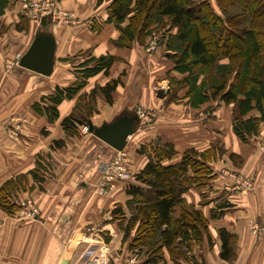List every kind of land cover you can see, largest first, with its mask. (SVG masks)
I'll use <instances>...</instances> for the list:
<instances>
[{"label": "crops", "instance_id": "1", "mask_svg": "<svg viewBox=\"0 0 264 264\" xmlns=\"http://www.w3.org/2000/svg\"><path fill=\"white\" fill-rule=\"evenodd\" d=\"M7 1V8L0 15V187L34 170L37 160L42 157L50 164L51 175L41 187L35 186L32 192L23 196L38 211L34 220H19L0 207V264H99L105 258L109 264H128L130 255L122 245L123 231L113 215L121 208L125 216H129L126 186L119 184L107 198L94 193V186L101 180L100 165L110 161L116 151L90 133L81 137L66 136L61 122L73 112L78 96L58 106L59 119L54 122L35 113L32 106L52 95L57 86L73 84L75 65L84 60L85 55L119 58L122 61L115 63L113 69L118 67L125 72L122 85L114 93L113 105L98 100V113L91 119L96 127L112 122L123 113L159 108L160 98L166 93L154 90L155 82H165L169 86V75L181 76L172 71L168 52L161 51V57L144 53L139 44L132 49L113 45L112 41L119 33L113 25L106 23V5L97 7V0H54L59 9L75 14L77 26L51 24L50 32L56 40V66L52 76L44 77L25 70L19 66V61L31 47L41 25L25 13L22 0ZM207 1L215 5V0ZM93 26H100L99 31H93ZM75 57L76 64L63 62ZM103 79L102 75L89 79L80 94L110 82ZM184 96L185 92L178 96L180 101L186 100ZM172 107L175 110L178 106L172 104ZM165 108L160 118L168 114L169 106ZM195 111L201 119L192 117ZM231 111V107L223 103L208 102L192 109L180 122L173 118L168 126L159 125L160 120L151 125L141 121L125 149H130L132 140L134 153L129 151L137 173L147 162L136 149L153 139L171 142L178 153L189 148L203 151L215 144L224 146L227 165L212 164L215 179L211 181V187L215 193L227 191L225 199L233 208L221 219L210 220L214 249L210 252L205 246L208 258L197 259L203 260L204 264H226L220 258L222 243L218 234L219 230L226 229L236 239L233 264H264V234L255 237L250 226L264 220V151L261 149L264 147V125L251 144L245 145L233 132ZM13 117H23L28 122L18 142L6 135ZM60 140L65 146L53 149V142ZM232 155L244 159L241 169H232ZM180 157L178 155L175 161ZM221 166L235 175L224 177L219 169ZM238 176L251 178L255 189L246 194L237 191L235 179ZM30 184H34L32 179ZM202 193L193 188L185 195L186 201L198 207L202 204ZM201 208L209 218L214 205ZM160 264L173 263L166 255Z\"/></svg>", "mask_w": 264, "mask_h": 264}, {"label": "trees", "instance_id": "2", "mask_svg": "<svg viewBox=\"0 0 264 264\" xmlns=\"http://www.w3.org/2000/svg\"><path fill=\"white\" fill-rule=\"evenodd\" d=\"M8 4L7 0H0V15ZM103 4L106 23L119 33L112 41L116 47L145 46L149 36L160 34L173 63L172 71L181 76L168 77L170 87L175 89L173 101L179 99L176 89H185L184 99L193 108L208 102L232 106L236 137L248 144L260 134L264 124V0H215V5L207 0L97 1V7ZM234 4H240L249 13V27L240 26V17L226 16ZM99 28L92 29L99 31ZM74 59L63 62L73 64ZM121 61L111 55L85 58L75 65L73 84L57 86L52 95L43 97L32 109L54 122L59 119L58 106L78 96L73 112L62 120L61 127L66 136L81 137L80 129L92 124L91 119L98 113V100L113 105L121 78L103 87L97 85L89 93L80 94L81 91L89 79L100 74L108 76L115 63ZM126 114L129 113L120 116ZM64 146L60 140L53 142L52 148ZM137 153L146 156L148 162L125 184L129 196L127 208L132 214L126 217L121 208L113 212L123 231L122 245L126 252L143 259L141 264H160L166 255L173 264H204L194 250L204 244L208 250L214 247L210 220L221 219L232 205L225 202L216 206L208 218L201 207L188 206L185 195L193 188H206L214 176L212 163L223 155V148L215 145L203 152L190 148L175 161L179 153L174 144L158 138L140 146ZM50 170V164L42 157L34 170L4 183L0 187L1 209L17 216L23 196L35 186L41 187ZM218 234L222 243L220 258L232 262L235 236L226 229Z\"/></svg>", "mask_w": 264, "mask_h": 264}, {"label": "rangeland", "instance_id": "3", "mask_svg": "<svg viewBox=\"0 0 264 264\" xmlns=\"http://www.w3.org/2000/svg\"><path fill=\"white\" fill-rule=\"evenodd\" d=\"M98 1V0H97ZM53 3L55 4V9L56 10H58V12H65V13H70L71 15H73V16H75V14L74 13H71V12H66V11H62L61 9H59L58 8V6H57V4H56V2L53 0ZM103 5H106V4H103ZM102 6V5H101ZM101 6H99V7H101ZM219 12V11H218ZM226 16L228 17V18H231V17H235V18H237V17H240V19H239V21L241 22V24H240V26L241 27H249L251 24V19H250V17H249V13L248 12H246V10L245 9H243V7L240 5V4H234L232 7H230L228 10H227V12H226ZM75 18V24H67V26H77V18H76V16L74 17ZM62 25H65V24H62ZM66 26V25H65ZM151 45H154L155 46V50L154 51H149V48L150 47H152ZM141 46V45H140ZM143 47V50H144V53H147V54H153V53H155V55L156 54H158L159 56H161L162 57V55H161V51L162 52H167L166 51V49H165V47H164V42L162 41V39H161V36H160V34L158 33H153L151 36H149L147 39H146V43H145V46H142ZM132 49V48H131ZM163 54V53H162ZM145 55V54H144ZM170 56V55H169ZM85 58H87V57H89V56H87V55H85L84 56ZM83 57V58H84ZM170 62H172L170 59H168ZM222 64H227L228 62L227 61H222L221 62ZM75 64H76V62H75ZM121 68V67H120ZM112 69H113V67H112ZM110 70V72H109V75L108 76H106V75H104V74H100V75H98V76H100L101 77V75H102V79L103 80H110V81H112V80H117V79H119V77L121 78V80L124 78V75H122V74H125V72L123 73L121 70L122 69H118V67H116L115 69H113V70ZM155 72H157V70H155ZM97 76V77H98ZM115 76H117V78L116 79H112L111 80V78L112 77H115ZM106 77V78H105ZM96 78V77H95ZM156 81H157V79H156ZM122 82V81H121ZM109 83V82H108ZM168 83V82H167ZM97 86V85H96ZM121 86V85H120ZM119 86V87H120ZM87 87V86H86ZM85 87V88H86ZM118 87V88H119ZM154 87V86H153ZM84 88V89H85ZM171 89V90H170ZM154 90H161V91H164V93H166L165 94V96L164 97H162V98H160L161 99V101H162V103H161V105L159 106V108L157 107H150V109L148 108V109H146V108H144L143 109V112L145 113V117H147V118H149L150 120V122H147V123H145V124H147V125H151L152 124V122L154 123L155 122V124H157L158 122H159V120H160V123H158L159 125H163V126H168L170 123H169V121H173L174 119L173 118H175L177 121H179L180 122V120H183V118H185V116L187 115V114H189V113H191V110L192 109H194L192 106H190L189 105V103H188V101L187 100H183V101H180V99H178V101H173L172 100V92H173V90H175V89H172L171 87H170V85L168 86H166L165 85V82H162V83H158V82H155V88H154ZM176 90H178V95H180V94H184V92H186L185 91V89H176ZM83 91V90H82ZM86 91H84L83 93H85ZM155 93H156V91H155ZM172 104H175V105H177L178 107H176L177 109H175L174 110V107H172ZM167 106H169V112H168V114L166 113V115L164 116V117H162V115H161V118H160V114H161V112L162 111H164L163 109H166L165 107H167ZM227 107H231V110H232V106H227ZM97 108H98V104H97ZM165 112V111H164ZM194 115H192V117H194L195 119H199L200 118V115L198 114V112H194L193 113ZM254 114V113H253ZM96 115V114H95ZM95 115L93 116V117H95ZM199 117V118H198ZM231 117H232V119H233V114H232V111H231ZM201 119V118H200ZM163 120V121H162ZM13 121H14V123L17 125V126H19L20 128H22V131H21V133H20V136H19V139H18V141H20V139H21V136H22V134L24 133V131H25V129L27 128V126H28V122H27V120L25 119V118H23V117H13ZM264 124H262L261 125V128H262V126H263ZM232 126H233V123H232ZM9 127V126H8ZM261 128H260V130H261ZM80 134H81V136H83V135H87V134H89V133H83V127L80 129ZM7 135V134H6ZM153 140H155V139H153ZM153 140H151V141H153ZM17 141V142H18ZM147 141V140H146ZM150 141V142H151ZM253 140H251V142H252ZM131 143V146H130V149H128V151H127V153H128V160H127V168H129L131 171H133L134 173H135V169H134V166H133V160H132V157H131V155H130V151L132 150L133 151V153H134V149L135 148H133V144H132V140L130 141ZM150 142H148V143H145V145H148ZM251 142L250 143H248V144H251ZM247 144V145H248ZM215 145H218V146H220L219 144H215ZM215 145H213L212 147H214ZM246 145V144H245ZM221 148H223L224 146H220ZM139 148H140V146H139ZM138 148V149H139ZM138 149H136V151L138 150ZM190 149V148H189ZM263 151H264V147L263 148H261ZM130 150V151H129ZM187 150V149H186ZM208 150V149H207ZM131 151V152H132ZM198 152H203V151H206V150H203V151H199V150H197ZM184 152V151H183ZM183 152L181 153H179V155H182L183 154ZM226 150L223 148V155H221V157L220 158H218L216 161H214L212 164H215V163H218V164H222V166H226L227 165V163L224 161V159H225V157H224V155H226ZM145 158H146V162H148V158L146 157V156H144ZM113 158V157H112ZM230 160H231V162L233 163V165L234 166H232V169H235V170H239V169H241L242 168V166H243V163H244V159L242 158V157H239V156H233V157H231L230 156ZM230 164V163H229ZM220 167L219 169L221 170L220 172H222V175L224 176V177H229V176H234L235 174L234 173H232L231 171H228V170H226L224 167ZM224 168V169H223ZM51 171V170H50ZM50 171L47 173V177H49V175H51V173H50ZM219 172V173H220ZM225 172V173H224ZM236 172V171H235ZM224 173V174H223ZM214 176H215V173H214ZM213 176V178L208 182V184L206 185V188L205 189H203V190H200V191H202L203 193L201 194V200H202V204H200L198 207L197 206H195V205H190L188 202H187V205L188 206H194V207H196V208H200V207H204V205H211V204H213L214 205V208L216 207V206H218V205H220V204H223V203H225V202H228L226 199H225V195H226V193L228 194V192L227 191H224V192H222V194H219V193H215V191L213 190V187H211V181L213 180V179H215V177ZM100 182V181H99ZM99 182H97V184H99ZM248 182H250V184L248 183ZM96 184V185H97ZM248 185H250V186H248ZM235 189L237 190V191H240L241 193H244V194H246V193H250V192H252L254 189H255V184H254V182H253V180L251 179V178H248V177H245V176H238L236 179H235ZM226 192V193H225ZM94 193H95V189H94ZM95 195H97L96 193H95ZM97 196H99V195H97ZM101 197V196H100ZM229 203V202H228ZM202 205V206H201ZM189 208V207H188ZM232 208H233V206H232ZM231 208V209H232ZM230 209V210H231ZM230 210H228V211H230ZM227 211V212H228ZM226 212V213H227ZM225 213V214H226ZM131 211L129 210V216H131ZM128 216V217H129ZM16 217H19L18 215L16 216ZM224 217V216H223ZM19 220H22L21 218H18ZM252 225V226H251ZM250 226L252 227V232H253V226H256V228H257V230L259 231V234L257 233V234H254V236L255 237H260V236H262L261 234H264V220H262V222L259 224V223H252V224H250ZM205 246H207L206 244H204V246H202V247H196L195 248V250H194V252H196V257L197 258H208L207 256H206V252L204 251V247ZM208 249V248H207ZM213 249H214V247L211 249V250H208V251H210V252H212L213 251ZM234 249H235V246H234ZM206 250V249H205ZM142 260L143 259H141V258H138V257H136V256H134V255H130L129 256V263L128 264H141V262H142ZM204 263V261L203 260H201L200 261V263ZM111 264H113V262L111 263ZM226 264H233L232 262H226Z\"/></svg>", "mask_w": 264, "mask_h": 264}, {"label": "built area", "instance_id": "4", "mask_svg": "<svg viewBox=\"0 0 264 264\" xmlns=\"http://www.w3.org/2000/svg\"><path fill=\"white\" fill-rule=\"evenodd\" d=\"M22 7L25 13L40 25L42 19L45 17L50 18L52 23L65 25L75 24V16L70 13L58 12V10L55 9L53 0H22ZM151 46L149 51H154L155 46ZM137 115L141 121L150 122V119L144 116L145 113L143 110L138 109ZM21 131L22 128L17 126L12 119L9 127L6 129V134L10 140L18 141ZM83 133H89L88 127H83ZM128 157V153L125 149L122 152H116L115 156L110 161L100 165L101 180L99 184L94 186L97 195L107 198L116 191L119 184H126L134 177L136 173L126 166ZM248 183L250 184V182ZM21 208V211L18 213V218L22 220H34L38 215L37 209L34 208L29 200H23L21 202ZM253 233L259 234L256 226H253ZM99 264H109V261L105 258Z\"/></svg>", "mask_w": 264, "mask_h": 264}, {"label": "water", "instance_id": "5", "mask_svg": "<svg viewBox=\"0 0 264 264\" xmlns=\"http://www.w3.org/2000/svg\"><path fill=\"white\" fill-rule=\"evenodd\" d=\"M52 21L50 18H43L41 27L34 42L27 53L20 59L19 66L25 70L42 75L52 76L55 66L56 40L50 32ZM159 95H162L161 93ZM137 111V110H136ZM141 123L137 112L118 116L110 123L100 127L93 124L88 126L89 133L99 139L116 152H122L128 145V140L136 133Z\"/></svg>", "mask_w": 264, "mask_h": 264}]
</instances>
